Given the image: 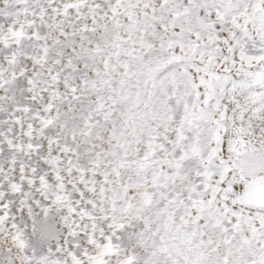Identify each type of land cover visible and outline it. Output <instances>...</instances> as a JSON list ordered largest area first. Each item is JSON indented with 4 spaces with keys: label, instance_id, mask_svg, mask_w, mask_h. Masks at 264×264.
Listing matches in <instances>:
<instances>
[{
    "label": "snow or ice",
    "instance_id": "6c2138e0",
    "mask_svg": "<svg viewBox=\"0 0 264 264\" xmlns=\"http://www.w3.org/2000/svg\"><path fill=\"white\" fill-rule=\"evenodd\" d=\"M0 264H264V0H0Z\"/></svg>",
    "mask_w": 264,
    "mask_h": 264
}]
</instances>
